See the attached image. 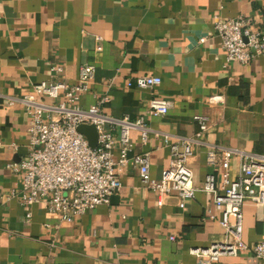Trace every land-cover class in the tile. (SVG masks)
I'll list each match as a JSON object with an SVG mask.
<instances>
[{"label":"crops","instance_id":"0c3cea01","mask_svg":"<svg viewBox=\"0 0 264 264\" xmlns=\"http://www.w3.org/2000/svg\"><path fill=\"white\" fill-rule=\"evenodd\" d=\"M237 16L264 32V0H0V94L18 96L53 81L51 66L61 67L62 79L73 84L80 65L91 63L94 77L77 103L84 109L99 104L114 118H144L150 130L145 144L140 131L130 132L129 158L148 152L151 178L160 179L171 158L162 135H170L169 142L193 135L192 117L203 114L209 117L203 139L215 150V163H208L204 146L195 145L187 166L197 188L209 174L221 184L224 172L229 179L237 176L240 163L232 155L225 167L222 149L264 153V55L247 65H226L213 32L217 18ZM144 75L161 82L152 88L127 86ZM104 96L108 102L101 103ZM214 96L221 101H211ZM153 97L167 101L165 115L148 114ZM27 124L23 106L2 98L0 264H197L190 249L222 239L221 227L206 214L204 192L197 191L182 209L174 195L158 206L131 160L117 166L121 187L108 204L71 222L39 204L23 207L20 165L28 152ZM112 135L116 159L119 141L115 130ZM263 237L264 204L246 200L242 239L253 246ZM216 264L264 261L240 251Z\"/></svg>","mask_w":264,"mask_h":264},{"label":"built area","instance_id":"2783aa9c","mask_svg":"<svg viewBox=\"0 0 264 264\" xmlns=\"http://www.w3.org/2000/svg\"><path fill=\"white\" fill-rule=\"evenodd\" d=\"M213 30L220 41L226 65H247L255 57L264 55V32L248 18H217ZM99 40L96 37V41ZM204 40L205 37H201L198 41ZM97 49L99 46H96ZM49 70L54 80L33 85L29 93L10 97L0 94V103L2 98H6L9 104H19L28 116V152L20 165L23 170V186L19 202L23 207L39 204L49 214L71 222L97 206L108 204L110 196L121 187L117 166L131 160L142 184L155 192L158 206L170 195L177 198V205L181 209L187 201L194 198L197 191H202L207 196L206 214L221 227L222 239L205 248L190 249L197 264H216L221 257L236 256L240 251L251 252L258 260L264 261V237L253 246L247 245L242 239L244 201L264 204V153L222 149L225 167L232 155L240 158L237 176L229 179L224 172L221 184H218L215 175L209 174L201 187L197 188L193 184L192 171L187 166L192 147L204 146L210 165L215 163L216 152L203 139L209 127V117L196 114L192 117L197 126L193 135L178 137L174 142H169L170 135H162L171 158L162 177L152 179L148 152L131 158L128 156L132 148V130L140 131L143 144L148 140L150 130L144 118H114L104 114L99 104L84 109L77 103L79 94L88 90L94 77V65H80L77 80L73 84L62 79L61 67L51 66ZM160 82L158 76L144 75L128 81L127 86L137 89L152 88ZM45 99H50L51 102H46ZM211 101L221 100L214 96ZM100 102H108V97H102ZM167 111L166 100L156 97L150 99L149 115L162 116ZM81 124L95 127L97 143L94 148L77 131ZM114 130L119 141L116 159L113 157ZM9 167L12 171L18 170L15 165L10 164ZM209 204L217 214L211 212ZM25 218H30L28 210ZM170 240H174V237L171 236Z\"/></svg>","mask_w":264,"mask_h":264},{"label":"water","instance_id":"95a60500","mask_svg":"<svg viewBox=\"0 0 264 264\" xmlns=\"http://www.w3.org/2000/svg\"><path fill=\"white\" fill-rule=\"evenodd\" d=\"M77 131L86 138L91 148H94L96 146L97 132L93 125L81 124L77 127Z\"/></svg>","mask_w":264,"mask_h":264}]
</instances>
